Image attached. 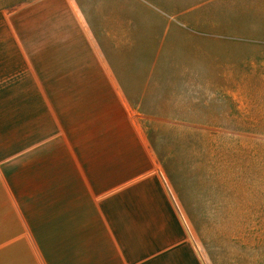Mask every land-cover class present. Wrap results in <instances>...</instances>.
Segmentation results:
<instances>
[{"label": "crops", "instance_id": "obj_1", "mask_svg": "<svg viewBox=\"0 0 264 264\" xmlns=\"http://www.w3.org/2000/svg\"><path fill=\"white\" fill-rule=\"evenodd\" d=\"M105 2L0 0V264H208L180 157L146 127L215 123L188 103L201 88L168 85L185 70L119 68ZM179 23L193 41H244Z\"/></svg>", "mask_w": 264, "mask_h": 264}, {"label": "rangeland", "instance_id": "obj_2", "mask_svg": "<svg viewBox=\"0 0 264 264\" xmlns=\"http://www.w3.org/2000/svg\"><path fill=\"white\" fill-rule=\"evenodd\" d=\"M88 1L96 11L101 0ZM104 6L106 24L96 16L91 23H121L119 68L185 70L187 77L167 78L168 85L179 80L201 88L187 93L201 102L188 103L208 108L203 119L215 124L146 128L155 148L180 157L181 167L172 164L176 182L207 263L264 264V0H106ZM179 22L211 39L231 33L244 41H193ZM131 23L137 28L130 30ZM131 56L137 65L124 64Z\"/></svg>", "mask_w": 264, "mask_h": 264}]
</instances>
